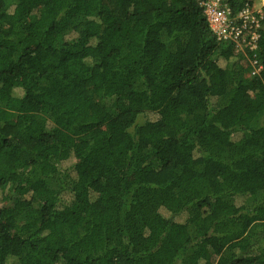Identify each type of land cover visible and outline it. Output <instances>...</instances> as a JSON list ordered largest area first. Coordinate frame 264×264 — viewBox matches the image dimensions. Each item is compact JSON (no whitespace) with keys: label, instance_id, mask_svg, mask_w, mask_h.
Here are the masks:
<instances>
[{"label":"trees","instance_id":"1","mask_svg":"<svg viewBox=\"0 0 264 264\" xmlns=\"http://www.w3.org/2000/svg\"><path fill=\"white\" fill-rule=\"evenodd\" d=\"M203 1L0 0V264H264V19Z\"/></svg>","mask_w":264,"mask_h":264},{"label":"built area","instance_id":"2","mask_svg":"<svg viewBox=\"0 0 264 264\" xmlns=\"http://www.w3.org/2000/svg\"><path fill=\"white\" fill-rule=\"evenodd\" d=\"M202 7L212 33L219 42L230 43L237 53L255 51L261 37L264 0H254L234 15L227 0H204Z\"/></svg>","mask_w":264,"mask_h":264},{"label":"rangeland","instance_id":"3","mask_svg":"<svg viewBox=\"0 0 264 264\" xmlns=\"http://www.w3.org/2000/svg\"><path fill=\"white\" fill-rule=\"evenodd\" d=\"M145 121V119L143 118V117H140L139 119H138V123H143Z\"/></svg>","mask_w":264,"mask_h":264}]
</instances>
